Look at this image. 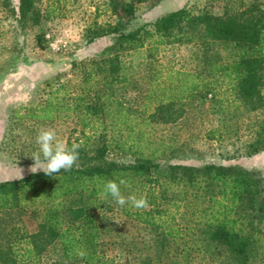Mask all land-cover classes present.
I'll return each mask as SVG.
<instances>
[{"label":"trees","instance_id":"obj_1","mask_svg":"<svg viewBox=\"0 0 264 264\" xmlns=\"http://www.w3.org/2000/svg\"><path fill=\"white\" fill-rule=\"evenodd\" d=\"M161 1L107 0L115 22L94 21L84 37L88 43L109 37L111 43L93 58L71 63L76 81L47 82L46 100L24 107L23 118L33 121L72 116L80 136L69 139L67 147L79 145V158L69 171L30 172L0 182V264H119L106 250L114 244L112 234L118 236L120 214L156 234L150 247L155 259L140 264H204L197 262L199 255L212 264H264L262 178L235 165L162 163L135 129L137 119L146 126L173 123L185 102H211L219 90L233 98L235 110H264V0H208L197 13L181 8L135 25L139 5ZM45 2L18 0L16 9L12 0H0V10L16 18L21 29L33 28L63 16L61 0ZM42 40L36 36L38 46ZM171 44L194 45L198 70L158 67L142 109L128 106L122 54ZM255 118L246 125L250 139L236 157L264 151V126ZM114 150L130 159L116 161ZM120 179L127 181L121 193L146 197L147 208L120 206L102 195L106 181Z\"/></svg>","mask_w":264,"mask_h":264},{"label":"rangeland","instance_id":"obj_2","mask_svg":"<svg viewBox=\"0 0 264 264\" xmlns=\"http://www.w3.org/2000/svg\"><path fill=\"white\" fill-rule=\"evenodd\" d=\"M107 0H61L62 17L43 20L39 26L21 29L16 18L0 10V182L25 177L34 164L33 152L39 150L36 138L41 129L52 128L66 146L69 139L80 136L76 120L61 114L51 122L23 118L24 107L37 106L46 100V83L54 85L76 81L71 70L72 62H81L98 55L111 41L109 37L88 43L84 31L97 21L105 25L115 22L106 6ZM44 3L45 0H44ZM17 9L18 0H12ZM208 7V0H162L156 6L141 4L136 8V26L149 24L168 12L186 8L192 13ZM36 36L42 37L38 46ZM124 75L128 79L123 89L128 106L140 107V102L151 82V75L158 67L175 71H197L201 63L199 51L194 45L147 46L122 54ZM216 99H196L185 102L183 112L173 123L143 125L137 119L138 133L146 149H155L162 163L201 167L206 163L223 166H240L264 182V151L252 157H236L250 137L248 121L258 117L264 126V110L247 113L235 110L228 93L217 92ZM217 130L208 139L209 131ZM146 139L150 143H146ZM116 161L130 158L116 155ZM118 236L112 234L106 254L117 257L119 264H140L147 257L154 258L152 243L156 234L149 228L135 225L117 215ZM121 238L123 242L120 243ZM108 238H106L107 240ZM127 243H130L128 246ZM127 246H126V245ZM173 249V248H171ZM137 256L140 260H132ZM129 261V262H126ZM212 264L198 256L197 262ZM216 264V263H213Z\"/></svg>","mask_w":264,"mask_h":264},{"label":"clouds","instance_id":"obj_3","mask_svg":"<svg viewBox=\"0 0 264 264\" xmlns=\"http://www.w3.org/2000/svg\"><path fill=\"white\" fill-rule=\"evenodd\" d=\"M36 143L39 145V150L31 155L34 164L30 171L33 174L43 171L46 175L52 176L55 173H60L61 170L69 171L79 158V145L73 144L71 148H68L63 141L58 139L57 132L52 128L41 129L37 135ZM126 184L127 181L124 179H120L119 183L115 180H108L104 184L102 195L111 196L120 206L130 204L137 209L147 208L146 197L138 198L135 194L126 197L121 193L120 185ZM79 255L83 258L85 253L80 252Z\"/></svg>","mask_w":264,"mask_h":264}]
</instances>
